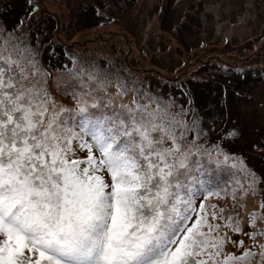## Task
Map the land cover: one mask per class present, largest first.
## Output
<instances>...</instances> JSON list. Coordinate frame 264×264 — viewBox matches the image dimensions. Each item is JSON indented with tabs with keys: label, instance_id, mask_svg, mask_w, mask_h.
Masks as SVG:
<instances>
[{
	"label": "snow or ice",
	"instance_id": "obj_1",
	"mask_svg": "<svg viewBox=\"0 0 264 264\" xmlns=\"http://www.w3.org/2000/svg\"><path fill=\"white\" fill-rule=\"evenodd\" d=\"M81 74L87 90L71 94L73 108L59 105L24 41L0 45V264H264V201L247 213V231L207 203L228 185L213 190L193 175L190 161L208 150L197 120H185L191 110L145 94L101 116L111 81L67 73Z\"/></svg>",
	"mask_w": 264,
	"mask_h": 264
},
{
	"label": "rangeland",
	"instance_id": "obj_2",
	"mask_svg": "<svg viewBox=\"0 0 264 264\" xmlns=\"http://www.w3.org/2000/svg\"><path fill=\"white\" fill-rule=\"evenodd\" d=\"M88 4L91 14L100 11L102 17L101 10L105 11L104 24L84 26L81 20L86 15L79 18V13ZM29 5L33 10L23 26L8 31L0 22V45L9 36L13 43L18 42L36 22L35 17L53 16V27L38 37L41 43L34 37L29 43L23 41L43 70L48 92L57 104L73 108L71 94L79 95L82 87L87 90L86 74L67 75L81 69L104 83L111 81L106 94L100 93V103L118 111L134 96L144 103L145 94L155 93V76L170 77L176 83L177 95L185 99L181 105L191 110L185 120H197L202 130L198 142L208 150L200 155L202 163L196 157L192 161L213 163L224 177L233 179L227 182V195L210 198L207 203L216 204L217 210L223 208L225 218L238 216L247 231V213L261 211L259 204L264 201V166L257 162L259 156L264 163V0H31ZM0 7L5 8V3ZM54 35L72 49L92 53L79 54L70 71L55 70L40 58L38 50L54 41ZM86 57L99 58V63H87ZM120 84L127 86L126 94L118 92ZM172 107L179 111L176 103ZM69 123L75 125L76 121L70 119ZM209 128L213 138L207 141L204 131ZM194 135L190 133L189 138ZM217 149L230 157L229 164L238 162V168L230 170ZM253 178L256 191L245 194L243 189ZM234 181H239V186ZM215 223L223 225L225 221ZM225 232L248 244L246 237L221 227V233ZM224 251L239 254L241 250L226 244Z\"/></svg>",
	"mask_w": 264,
	"mask_h": 264
},
{
	"label": "trees",
	"instance_id": "obj_3",
	"mask_svg": "<svg viewBox=\"0 0 264 264\" xmlns=\"http://www.w3.org/2000/svg\"><path fill=\"white\" fill-rule=\"evenodd\" d=\"M30 1L31 0H0V3L3 4L5 3V8L0 7V22L2 25H4L3 27L6 30L13 31L16 30L17 27L23 26L25 18H27L28 14L31 13L33 10L32 7L30 8L29 5ZM89 7H91L90 4H88L86 7H83L84 12L79 13L80 14L79 18L86 15L81 20L84 26L95 27L99 24H104L105 23L103 22L104 20L107 21L104 10H101L102 17H100V11L99 12L95 11L96 12L95 14H93V12L91 14ZM53 19H54L53 16L49 15V13L45 16L43 15V16L35 17L36 22L30 25L28 29L26 28L27 34L23 35L21 39L23 40V38H25L26 42L29 43V39L34 37L36 38V41H38V43H41L38 37L40 38L42 36V31L48 30L53 27ZM54 37H55L54 41H47L46 46L42 50L40 49L38 50H39L40 58L42 57L45 58L47 63L51 67H54L55 70L70 71L71 69H69V67L73 65V62H75V58L81 57V55L79 54L92 53V52L89 53L82 52L79 49H72L69 47L67 43H65L64 41L62 42L57 36L54 35L53 39ZM92 59L86 57L85 60L87 61V63L90 61L91 62L90 64H94L96 61L97 63H99L98 62L99 58H95V61L94 58ZM257 63L261 64L260 62ZM39 64H41V59L39 60ZM208 66H210V64ZM218 67L219 69L222 68L224 69V67L220 65ZM248 69H254V68H248ZM153 84L155 85V93H152L151 91L150 94V96L153 99H159L161 103L171 102V104L173 105H175L176 103V106H178V108L176 107L177 110L183 108L181 102L185 103V99L177 95V92H179L178 88L176 86V83L171 81L170 77L168 79L167 77L161 78L159 76L158 77L155 76ZM101 104L105 106L95 110L97 111L98 115L115 117L117 114L120 113V111H118L117 109L114 110L111 107V105H106L103 103ZM208 125L210 124L208 123ZM204 134L207 138V141L213 138V131L211 128H209V131H204ZM196 158L199 161L200 155H197ZM257 162L264 166V163L261 161V158L259 156L257 158ZM190 167L193 170V175L198 176L200 174V177L198 176L200 180L204 181L206 186L212 188L213 190H217V188L223 189L225 188V185H227V182L231 183L233 181V179L228 180L227 177H224V173H222L217 168H215V165L210 162L199 165L197 161L194 160V161H190ZM262 179L264 180V177H262ZM228 189H230V186H228Z\"/></svg>",
	"mask_w": 264,
	"mask_h": 264
}]
</instances>
